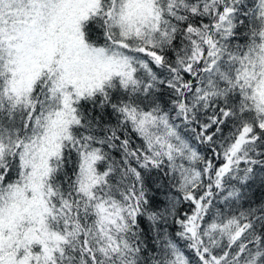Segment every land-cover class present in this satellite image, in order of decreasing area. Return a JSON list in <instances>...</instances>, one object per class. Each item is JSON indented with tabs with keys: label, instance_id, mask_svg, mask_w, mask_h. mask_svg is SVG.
Returning <instances> with one entry per match:
<instances>
[{
	"label": "snow or ice",
	"instance_id": "6c2138e0",
	"mask_svg": "<svg viewBox=\"0 0 264 264\" xmlns=\"http://www.w3.org/2000/svg\"><path fill=\"white\" fill-rule=\"evenodd\" d=\"M0 264H264V0H0Z\"/></svg>",
	"mask_w": 264,
	"mask_h": 264
}]
</instances>
